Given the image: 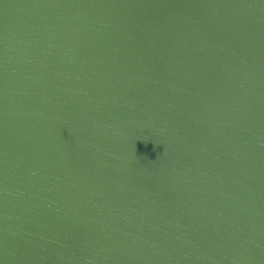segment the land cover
<instances>
[{
    "label": "water",
    "instance_id": "obj_1",
    "mask_svg": "<svg viewBox=\"0 0 264 264\" xmlns=\"http://www.w3.org/2000/svg\"><path fill=\"white\" fill-rule=\"evenodd\" d=\"M0 264H264V0H0Z\"/></svg>",
    "mask_w": 264,
    "mask_h": 264
}]
</instances>
